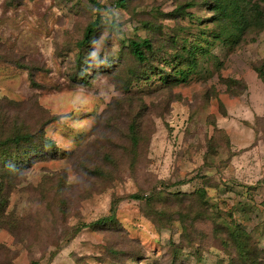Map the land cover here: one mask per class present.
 Segmentation results:
<instances>
[{
	"label": "rangeland",
	"instance_id": "rangeland-1",
	"mask_svg": "<svg viewBox=\"0 0 264 264\" xmlns=\"http://www.w3.org/2000/svg\"><path fill=\"white\" fill-rule=\"evenodd\" d=\"M0 101L55 145L0 264H264V0H0Z\"/></svg>",
	"mask_w": 264,
	"mask_h": 264
},
{
	"label": "trees",
	"instance_id": "trees-1",
	"mask_svg": "<svg viewBox=\"0 0 264 264\" xmlns=\"http://www.w3.org/2000/svg\"><path fill=\"white\" fill-rule=\"evenodd\" d=\"M220 8V7H219ZM234 13L230 15V18L234 19ZM234 21V20H233ZM242 25L246 23L242 22ZM245 30V28H244ZM95 31V25L91 24L86 29L84 39L81 42L86 50L90 43L91 35ZM240 33V31H238ZM240 38H238L239 42ZM130 52L132 56L139 62L145 61L144 50H151L149 41H129ZM27 109L17 105L15 103H5L0 101V222L3 223L5 219V212L8 207V193H10L16 186L20 185L23 181L22 174L27 170L33 162V158L43 156V152L47 149L53 148L55 145L52 141L42 136L41 127L38 125L37 131L34 133L37 136L28 135L26 133L29 128L28 118L26 115ZM25 113V115H24ZM45 117H41L40 121ZM13 129H9L10 126ZM33 127H37V123H33ZM131 140H136L137 132L134 128L128 130ZM6 136V137H5ZM5 137V138H4ZM4 139V140H3ZM38 141H37V140ZM70 163V162H69ZM5 192V193H4ZM131 199L135 201L142 200L141 196L133 195ZM115 203H113V209L111 215L98 220L96 225H106L108 222H113ZM231 240L237 247V252L243 254L246 258L245 262L251 258L250 249L246 244L240 242L242 235L230 232ZM247 252V254L245 253ZM254 264V262H253Z\"/></svg>",
	"mask_w": 264,
	"mask_h": 264
}]
</instances>
